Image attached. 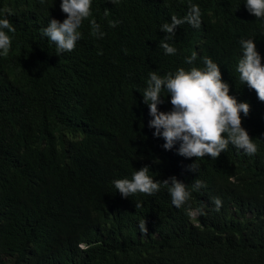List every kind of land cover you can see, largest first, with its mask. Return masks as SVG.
<instances>
[{"label":"trees","instance_id":"obj_1","mask_svg":"<svg viewBox=\"0 0 264 264\" xmlns=\"http://www.w3.org/2000/svg\"><path fill=\"white\" fill-rule=\"evenodd\" d=\"M61 2L0 0V19L10 9L15 29H5L11 46L0 55V264H264V102L236 71L242 39L264 66V18L246 0H91L74 50L57 56L41 30L67 19ZM192 5L201 26H178L166 41L177 51L166 55L162 25ZM204 57L229 95L249 104L240 117L254 155L229 144L216 159L186 158L179 143L165 150L154 137L142 96L149 73L204 69ZM161 99L158 111L170 112L166 90ZM143 167L154 182L185 184L187 201L176 208L163 184L122 198L113 181Z\"/></svg>","mask_w":264,"mask_h":264},{"label":"clouds","instance_id":"obj_2","mask_svg":"<svg viewBox=\"0 0 264 264\" xmlns=\"http://www.w3.org/2000/svg\"><path fill=\"white\" fill-rule=\"evenodd\" d=\"M43 2V0H41ZM116 3L117 0H110ZM61 10L67 15L62 23L51 19L48 26L42 29V33L56 46V55L74 50L80 39L83 20L88 18L91 8V0H62ZM247 11L256 18H264V0H246ZM5 18L0 19V55H7L11 46V39L5 32L14 31L10 21V9L3 10ZM105 15L108 10L105 9ZM115 21L110 22L111 27L116 26ZM188 23L193 28L201 26V12L198 5H192L188 14L180 19L173 15L170 23H164L161 32L165 37L160 41L159 47L164 49L166 55H174L176 49L166 41L175 36L178 26ZM92 34L100 38L104 33L95 20L90 22ZM243 50L236 71L242 84L255 90L258 99L264 102V66L261 64V56L256 50L253 40L240 41ZM102 54V53H100ZM196 54L187 57L185 62L192 64L196 60ZM204 69L192 67L190 71L179 69L175 75L168 74L161 77L156 72L149 73L147 87L143 93V103L149 108V114L153 119L149 127L154 128V137H162L165 140L163 148L171 150L179 143L178 155L201 159L210 156L216 159L227 150L228 145H233L238 151L243 150L246 155H254L257 146L252 142L249 134L242 128L240 113L249 114L250 106L247 103H237L236 99L229 95V86L222 82L219 66L208 57L203 58ZM162 90H166L170 96L172 110L159 112L158 105L164 101L161 99ZM162 130V131H161ZM227 134L225 138L224 134ZM189 170L196 171V163L189 166ZM149 168L143 167L135 171L132 178L113 181L117 192L122 198H129L136 193L152 195L160 190L161 184L168 186L171 202L176 208H180L189 198L186 185L175 177L163 182L153 181L148 175ZM195 188L202 187L198 179L194 181ZM216 210H219L221 201L214 200ZM139 205H136L138 207ZM142 233L147 234L146 222L139 225Z\"/></svg>","mask_w":264,"mask_h":264},{"label":"rangeland","instance_id":"obj_3","mask_svg":"<svg viewBox=\"0 0 264 264\" xmlns=\"http://www.w3.org/2000/svg\"><path fill=\"white\" fill-rule=\"evenodd\" d=\"M196 217V213L195 212H192L191 213V218L194 219Z\"/></svg>","mask_w":264,"mask_h":264}]
</instances>
